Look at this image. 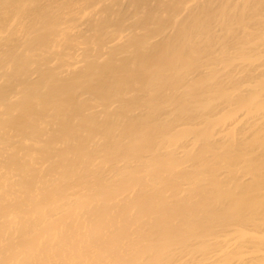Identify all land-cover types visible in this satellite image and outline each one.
Masks as SVG:
<instances>
[{
  "label": "bare ground",
  "instance_id": "bare-ground-1",
  "mask_svg": "<svg viewBox=\"0 0 264 264\" xmlns=\"http://www.w3.org/2000/svg\"><path fill=\"white\" fill-rule=\"evenodd\" d=\"M0 264H264V0H0Z\"/></svg>",
  "mask_w": 264,
  "mask_h": 264
}]
</instances>
